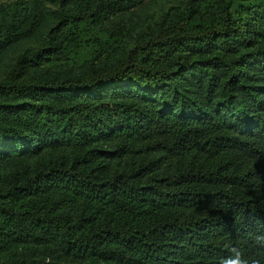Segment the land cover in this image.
I'll return each mask as SVG.
<instances>
[{
    "label": "trees",
    "instance_id": "16d2710c",
    "mask_svg": "<svg viewBox=\"0 0 264 264\" xmlns=\"http://www.w3.org/2000/svg\"><path fill=\"white\" fill-rule=\"evenodd\" d=\"M145 1L80 0L63 15L59 37L19 56L0 79V161L27 144L40 146L44 132L74 144L70 159L0 180V252L15 243L56 244L92 259L84 264H219L236 246L264 264V249L253 242L264 233V0H236L234 9L233 0L219 8L187 0L176 20L113 66L84 77L23 79L28 65L76 53L85 25ZM36 25L35 12L9 22L0 46ZM212 44L222 52L192 56ZM186 75L205 82L206 100L218 94L222 101L209 106L195 89L183 92ZM113 90L134 91L137 99L103 97ZM3 96L34 101L10 105ZM104 139L132 157L127 168L103 169L96 157ZM156 153L172 163L163 166Z\"/></svg>",
    "mask_w": 264,
    "mask_h": 264
},
{
    "label": "rangeland",
    "instance_id": "374dc122",
    "mask_svg": "<svg viewBox=\"0 0 264 264\" xmlns=\"http://www.w3.org/2000/svg\"><path fill=\"white\" fill-rule=\"evenodd\" d=\"M187 0H146L142 5L130 8L123 12H114L107 20L99 25H85V41L76 53L68 59L59 62H42L25 67L23 79L28 84H35L40 80L61 79L74 76H88L97 70L115 65L133 45L146 40L158 30L161 25H167L178 18L179 11ZM214 7L219 8L221 0H209ZM228 1V0H224ZM80 0H0V31L6 24L14 22L16 25L32 12H35L37 25L33 32L22 39L0 46V79L12 68L15 60L22 54H28L37 48L46 46L50 40L64 31L63 15H71L79 8ZM238 1L233 0V9ZM222 52L219 44H212L208 49L193 53V57L214 55ZM166 63L174 68L172 58ZM219 81L224 77L219 69ZM204 81L198 80L195 75H186L179 81L182 91L190 95L202 96L208 105L219 103L222 98L216 94L210 100L203 97ZM147 96L145 92L140 94ZM150 97V94H148ZM105 99H137L134 91L113 90L106 92ZM46 99L71 103L73 96L59 97L48 94ZM6 104L33 102L28 98L11 99L2 97ZM42 144L33 148L37 142L24 146L23 150L13 152V155L0 161V180L11 173L28 167L35 170L38 167L54 162L60 158L70 159L74 152L73 142L62 134L44 132L39 136ZM38 139V137L33 140ZM32 140V141H33ZM102 150L96 160L103 169L112 174L127 168L130 159L128 154L115 151L113 142L106 139L98 142ZM33 144V145H32ZM34 145V146H35ZM85 146L84 148H87ZM163 166L172 163V157L163 153H156ZM46 258L52 264H84L92 261L91 258L72 257L56 244L15 243L7 250L0 252V264H27L28 261H37Z\"/></svg>",
    "mask_w": 264,
    "mask_h": 264
},
{
    "label": "clouds",
    "instance_id": "9594fccd",
    "mask_svg": "<svg viewBox=\"0 0 264 264\" xmlns=\"http://www.w3.org/2000/svg\"><path fill=\"white\" fill-rule=\"evenodd\" d=\"M253 242L257 247L264 249V233L255 234ZM229 253V255L220 258L219 264H262L260 258L246 255L236 246H233Z\"/></svg>",
    "mask_w": 264,
    "mask_h": 264
}]
</instances>
